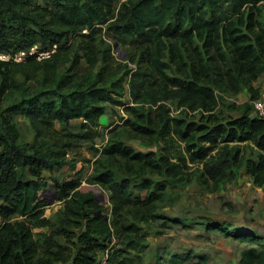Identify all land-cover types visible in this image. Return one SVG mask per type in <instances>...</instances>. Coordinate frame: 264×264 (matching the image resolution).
Masks as SVG:
<instances>
[{"label":"rangeland","instance_id":"1","mask_svg":"<svg viewBox=\"0 0 264 264\" xmlns=\"http://www.w3.org/2000/svg\"><path fill=\"white\" fill-rule=\"evenodd\" d=\"M31 1L33 6L52 8V0ZM125 2L114 4L113 16ZM28 16L29 27L41 29L34 22V12L29 11ZM111 16L68 34L63 45L70 48L66 57L40 62L33 70L34 77L17 72L12 81L0 78V115L37 93L56 98L101 90L111 97L98 101L104 114L97 126L73 119L56 123L51 133L36 140L45 147L55 140L68 145L66 164L42 172L47 187L41 196L47 205L37 219L0 216V226L25 223L41 252L55 244L71 248L67 237L81 230L71 210L87 211L88 203L60 197L55 184L76 180L78 191L91 194L101 214L116 222L115 237L107 244L119 257L133 258L134 264H171V258L178 260L172 264H241L242 253L257 245L224 230L251 234L264 245V186L253 183L246 167L247 161H256L263 151L251 141L221 140L208 133L244 114L264 118L254 105L264 102V69L247 84L234 71L227 53L222 60L194 40L191 47L177 43L184 65L166 50L161 60L167 67L159 73L148 61L151 43L118 34ZM261 22L264 24V15ZM36 43L39 50L54 49L49 42ZM194 48L204 59L202 72L193 62ZM24 69L32 70L33 66ZM173 80L196 81L208 87L213 101L208 103L180 89ZM250 86L259 91V99L251 100ZM13 117L18 143L32 145L36 133L25 113L20 111ZM188 125L200 129L184 140L178 130L181 127L184 132ZM112 145L123 148L126 155L138 154L139 159L105 154L104 149ZM109 174L113 175L111 183L103 184L100 178ZM115 183L129 184L128 204L112 201ZM150 194L153 200L147 201ZM130 225L136 233L127 230ZM131 240L139 244L138 249L130 245ZM106 258L105 252L99 253V264H105Z\"/></svg>","mask_w":264,"mask_h":264},{"label":"trees","instance_id":"2","mask_svg":"<svg viewBox=\"0 0 264 264\" xmlns=\"http://www.w3.org/2000/svg\"><path fill=\"white\" fill-rule=\"evenodd\" d=\"M119 0H52V8L33 6L31 0H0V52L15 53L36 45V41L49 42L54 46L50 57L37 60L31 56L22 62L0 61V78L12 81V76L22 72L26 78L34 77L33 70L40 62L64 59L70 48L64 47L68 34L91 28L108 19L114 11V4ZM33 11L35 24L41 29L29 27L28 12ZM112 11V12H111ZM264 0H127L123 3L115 18L114 27L118 34H128L150 42L153 51L149 55V64L159 73L167 67L162 58L165 51L176 55V60L184 65L182 52L177 43L191 47L194 40L201 43V48L214 51L222 60L227 53L233 63L234 71L247 84L255 80L264 69ZM63 41V44L61 42ZM43 51V50H40ZM194 63L199 71H204V59L194 48ZM33 66L32 70L25 67ZM32 73V74H31ZM166 79H169L165 76ZM172 83V79L170 80ZM173 83L186 91L196 94L201 99L213 101V93L206 86L196 81ZM1 90V88H0ZM251 100L259 99V91L249 87ZM111 99L99 91H84L76 94L58 95L37 93L15 104L0 115V216L9 218L13 215L37 219L47 205L41 196L47 183L42 177L44 170L52 171L66 164L69 146L55 140L51 146H43V139L54 129L55 124L66 123L73 119H83L87 125L97 126L98 119L104 114L101 99ZM207 107V105H206ZM25 113L36 133L32 145H21L19 131L14 122V113ZM200 127L188 125L184 132L181 127L178 134L186 140L190 133ZM209 137L219 136L221 140L254 142L263 152L256 161H247L246 167L253 183L264 186V118L241 115L230 120L225 126L216 125L208 133ZM211 139V138H209ZM105 154L118 155L122 158L139 159L138 154L126 155L123 148L116 145L104 149ZM29 178H26V176ZM113 175L100 178L109 185ZM76 180L56 183L60 197L70 201L88 203V209L71 210L77 217L79 233L67 237L71 246L55 244L47 252H41L34 240L31 229L25 223L0 226V264H99L98 254L105 252V264H134L133 258L119 257L115 250L110 251L108 240L115 237L110 222L99 211L91 194H81ZM129 184H114L112 201L117 204L130 202ZM152 188V186H146ZM151 194L147 201H152ZM146 201V200H145ZM143 202V201H142ZM121 206L120 209H122ZM71 209V208H70ZM114 225V226H113ZM127 230L136 233L132 225ZM225 233L243 241L256 244L242 253L241 264H264V245L251 234ZM134 249L139 244L130 242ZM54 249V250H52ZM190 256H187V258ZM174 262L173 258L169 259ZM156 264H159L157 261Z\"/></svg>","mask_w":264,"mask_h":264},{"label":"built area","instance_id":"3","mask_svg":"<svg viewBox=\"0 0 264 264\" xmlns=\"http://www.w3.org/2000/svg\"><path fill=\"white\" fill-rule=\"evenodd\" d=\"M54 49L40 51L38 45H34L29 49L20 50L15 53L11 52H0V61H14V62H22L28 57H35L37 60H42L52 53ZM255 109L259 111L261 114L264 113V102L256 101L254 102Z\"/></svg>","mask_w":264,"mask_h":264}]
</instances>
